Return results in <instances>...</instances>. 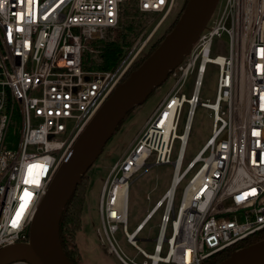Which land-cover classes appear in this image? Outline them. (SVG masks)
<instances>
[{
    "label": "built area",
    "instance_id": "2783aa9c",
    "mask_svg": "<svg viewBox=\"0 0 264 264\" xmlns=\"http://www.w3.org/2000/svg\"><path fill=\"white\" fill-rule=\"evenodd\" d=\"M125 1L0 0V248L28 243L61 161L134 63L142 35L112 69L89 67L99 62L95 42L118 28ZM133 1L142 14L163 17L175 2ZM222 35L226 54L213 51ZM208 64L217 66L216 91L212 102H203L198 93ZM192 71L187 97L181 89ZM167 79L168 90L108 170L99 194L96 233L122 264H206L264 230V0H224ZM197 104L211 111V134L182 168ZM166 163L173 168L168 187L128 232L131 178ZM186 177L175 207L176 187ZM157 212L148 252L136 235ZM119 224L131 256L116 244Z\"/></svg>",
    "mask_w": 264,
    "mask_h": 264
},
{
    "label": "rangeland",
    "instance_id": "374dc122",
    "mask_svg": "<svg viewBox=\"0 0 264 264\" xmlns=\"http://www.w3.org/2000/svg\"><path fill=\"white\" fill-rule=\"evenodd\" d=\"M223 2L224 0H218L207 23L217 15ZM183 3L184 0H175L171 10L165 17L161 14H142L139 20L137 18L134 19V21L137 20L136 22L143 21V26L141 27L140 32L132 41L135 42L136 39L142 35L141 41L137 46V50L139 48L141 49L136 54L134 61L145 56L147 51H149V49H151L159 40L161 42L163 37L170 31L169 27L180 13ZM120 36V27H118L105 33L102 39L120 41ZM227 43L226 35L215 38L213 51L219 54H226ZM97 60L100 61V56H97ZM194 77L195 71L190 72L181 89V92L187 97L190 94ZM216 80L217 66L208 64L198 93L200 101L204 102L208 100L209 102H212L214 100ZM170 84V79L165 80L161 85L153 89L144 102L135 106L126 115L114 134L102 148L100 155L87 170L86 176L88 183L80 215L81 226L77 230L74 239L78 249V255L75 257V264H122L114 253H109L107 251L108 245L106 241L103 240V242H101L96 233V228L100 227L98 199L101 186L112 164L124 152L135 133L160 102ZM186 108L187 105L185 104L181 111L180 124L177 130L178 133H181L182 131ZM211 127V111L208 108L197 104L194 108L191 126L187 137L181 166L182 168L193 158L206 139L210 136ZM175 155L176 148L174 149L171 158L173 159ZM172 170L173 168L171 164H154L147 169H140L131 178L128 188V209L126 220V230L128 232H131L135 228L137 223L141 221L146 212L152 207L155 200L158 199L168 187L172 176ZM187 178L188 177L184 178V180L176 187L175 207L178 204L182 188ZM145 194L149 195V199L145 198ZM158 222L159 212H157L136 235L137 244L148 252L152 251ZM146 238H148L149 241H147ZM115 239L118 248L125 254L131 256L134 253V249L125 239L121 224L118 225Z\"/></svg>",
    "mask_w": 264,
    "mask_h": 264
},
{
    "label": "water",
    "instance_id": "95a60500",
    "mask_svg": "<svg viewBox=\"0 0 264 264\" xmlns=\"http://www.w3.org/2000/svg\"><path fill=\"white\" fill-rule=\"evenodd\" d=\"M218 0H187L172 29L142 63L116 85L73 141L53 176L29 227L28 243L0 248V264H73L59 239L62 211L118 124L161 85L181 62L211 17ZM217 264H264V238L238 248Z\"/></svg>",
    "mask_w": 264,
    "mask_h": 264
},
{
    "label": "trees",
    "instance_id": "16d2710c",
    "mask_svg": "<svg viewBox=\"0 0 264 264\" xmlns=\"http://www.w3.org/2000/svg\"><path fill=\"white\" fill-rule=\"evenodd\" d=\"M186 2L187 0H184L182 9ZM182 9L177 15L175 21L170 25L169 30H171L174 26L176 20L182 12ZM141 15L142 13L138 11L133 0L125 1L118 24V27H120L121 40H97L95 44H98L101 49L100 61H93L89 67L101 70L112 69L123 56L125 48L131 45L135 36L140 32V29L143 26V21L136 22L137 20L134 21V19L137 18L139 20ZM159 42L160 40L151 49H149V51H147L145 56L134 61L129 72L125 75L123 80L127 78L131 71L136 69L142 63V61L150 54V52H152L158 46ZM121 122L118 124V126L121 124ZM87 183L88 179L85 173L81 176V180L75 187L70 199L65 205L60 218L59 239L63 251L73 264H75V257H77L78 255V249L74 242V239L77 230L81 226L80 215L85 198ZM262 238H264V230L255 235L249 236L245 240L236 244L233 248H229L215 254L206 261V264H217L218 262L227 258L234 249L247 246Z\"/></svg>",
    "mask_w": 264,
    "mask_h": 264
},
{
    "label": "bare ground",
    "instance_id": "6f19581e",
    "mask_svg": "<svg viewBox=\"0 0 264 264\" xmlns=\"http://www.w3.org/2000/svg\"><path fill=\"white\" fill-rule=\"evenodd\" d=\"M184 137H185V135H184Z\"/></svg>",
    "mask_w": 264,
    "mask_h": 264
}]
</instances>
